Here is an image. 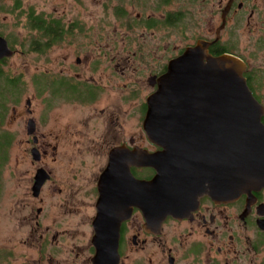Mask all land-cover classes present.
<instances>
[{"label": "flooded vegetation", "instance_id": "flooded-vegetation-1", "mask_svg": "<svg viewBox=\"0 0 264 264\" xmlns=\"http://www.w3.org/2000/svg\"><path fill=\"white\" fill-rule=\"evenodd\" d=\"M77 1L83 6V0ZM118 1L112 9L118 11L119 27L141 30L133 36L135 50L128 36L107 31L96 35L94 28L86 32L79 20L64 15L57 19L60 35L52 46L28 25L26 55L40 59L42 66L31 72L25 63V72L9 76L14 91L4 114L0 106V145L3 135L13 186L12 214L20 216L18 231L23 234L17 243L0 244V264H93L100 199L111 198L120 208L130 154L162 151L145 131L148 101L187 48L205 41L210 55L230 54L244 61L247 85L264 107V0H218L209 16L202 9L207 0H187L188 8L176 10L169 9L176 0H156L153 10H166L163 18L148 12L133 19L127 4L144 9L150 2ZM106 2L107 8L112 0ZM246 6L251 41L249 54L242 55L236 52L238 38L231 36L225 43L224 33L230 22L238 25ZM224 18L226 25L218 35ZM209 22L215 24L214 34L207 28ZM80 37L85 39L82 44ZM65 43L75 50L61 52L56 70L46 67L49 50ZM8 45L14 55L2 59L0 68L18 55ZM224 46L230 52L219 53ZM7 110L10 132L3 130ZM130 171L139 181L156 175L154 168L141 164L130 166ZM39 177L45 181L36 195ZM192 183L179 206L183 211L161 221L140 207L132 208L119 228L118 264H264V185L237 197L218 198L210 195L208 183L209 191L202 193Z\"/></svg>", "mask_w": 264, "mask_h": 264}, {"label": "water", "instance_id": "water-1", "mask_svg": "<svg viewBox=\"0 0 264 264\" xmlns=\"http://www.w3.org/2000/svg\"><path fill=\"white\" fill-rule=\"evenodd\" d=\"M225 25L224 18L218 35ZM209 46L199 41L187 48L159 80L148 101L145 131L162 151L130 154L120 208L111 198L100 199L93 264H118L119 228L133 207L161 221L183 211L179 206L192 182L201 193L209 191L208 183L218 198L264 185V107L247 85L246 63L230 54L214 57ZM13 55L0 36V61ZM137 164L154 168L156 175L136 180L130 166ZM44 181L37 178L36 195Z\"/></svg>", "mask_w": 264, "mask_h": 264}, {"label": "rangeland", "instance_id": "rangeland-1", "mask_svg": "<svg viewBox=\"0 0 264 264\" xmlns=\"http://www.w3.org/2000/svg\"><path fill=\"white\" fill-rule=\"evenodd\" d=\"M149 5L147 8L142 9V6H134L133 3H128L127 8L129 15L133 18H137L138 13H152V16L155 18H163V14L166 10L162 9L158 12L153 10L155 6L156 0H147ZM217 1L218 0H207L206 5L203 6V14L208 16L217 9ZM83 6H81V2L77 0H22L23 9L22 11H0V33L9 41L10 44L14 46V48L18 51V55H16L11 60H8L6 64L2 65L0 68V106L1 113L3 111V104L9 103L11 99V95L8 94V91H3L5 87L4 76H14L17 75L21 70H24L25 63L29 64V71L33 72L36 66H42L40 59L36 58L33 55L27 56L26 53L29 51V26L27 23V15L30 9H34L36 14H43L45 18H55L58 19L61 15L65 16L66 20H79L82 30L86 32L89 31V28L95 29V34H101L107 31L106 34L115 35L116 33L120 36H128L130 40L129 43L131 47L135 50L136 44L133 43V36H138L141 34L140 28H135L134 30L125 31L124 28L119 27V21L117 20L116 13L118 11L113 10V6L117 7L120 3L118 0H112L109 7L106 8V0H83ZM68 3H73L74 7L78 5L76 3H80L78 9H72ZM13 5L12 0H2L0 2V6L10 7ZM188 8L189 4L187 0H176L169 6L170 10H176L178 8ZM70 8V9H69ZM199 10L195 12L198 13ZM24 12V13H22ZM156 12V13H155ZM249 16V7L240 12L239 14V23L238 25H234V22H230V25L224 33V42H230L231 36L238 38L236 41V52L242 55L249 54V40L251 38V34L249 33V28L247 25ZM117 21V23H116ZM214 24V23H213ZM212 22L207 23V28H213L214 34V25ZM149 35V34H148ZM150 38L152 40L156 39V35L150 34ZM178 45L181 44V38L178 37ZM84 37H80L78 40L79 44L84 42ZM88 42V39H86ZM77 45V44H76ZM76 46H69L65 43V46L61 47H53L49 50L48 62L46 63V67L49 69H55L57 67V63L61 58V52L65 51L71 53L75 50ZM33 67V68H31ZM56 70V69H55ZM25 72V70H24ZM27 79V77H25ZM14 90H10L11 94H13ZM17 93V90L15 91ZM8 107V105H7ZM9 116L10 111L7 110L5 116V123L3 125L4 131H9ZM7 139L5 136H2L1 145H0V244H13L19 242L22 236V232H19V223L18 218L19 215L12 214L13 209V201L12 200V190L13 186L11 183L10 177V160L7 157ZM7 157V159H6ZM6 159V161H5ZM4 162V163H3ZM17 192V193H16ZM17 197L19 196V191H16ZM53 199L50 198L48 203L50 205L49 209H51V205L53 203ZM23 214V213H21ZM55 253V252H54ZM56 255V253H55ZM54 255V256H55ZM56 257V256H55Z\"/></svg>", "mask_w": 264, "mask_h": 264}, {"label": "trees", "instance_id": "trees-1", "mask_svg": "<svg viewBox=\"0 0 264 264\" xmlns=\"http://www.w3.org/2000/svg\"><path fill=\"white\" fill-rule=\"evenodd\" d=\"M2 0H0L1 2ZM13 1V5L10 7H6L0 6V11L3 10L5 12L10 11V12H14V11H22L23 9V3L22 0H12ZM24 13V12H22ZM27 23L28 25H30L31 29H36L39 32V35H41V37L48 39V45L52 46L53 44H57L56 42L58 41V35L59 34V30H58V20L57 19H53V18H45V16L43 14H36L34 9H30L29 13L27 15ZM1 34V33H0ZM2 35V34H1ZM3 36V35H2ZM38 44L41 46V44L43 45V41L40 40V42H38ZM230 48L227 46H224L223 49L219 50V53H223V52H230ZM0 77H2V75H0ZM5 84V87L3 89V91H8V94L10 93V77L9 76H4L3 77ZM8 104V103H7ZM7 104H3L2 107L4 108L3 111H6L7 108ZM5 113V112H4ZM2 113V114H4ZM3 136V135H2Z\"/></svg>", "mask_w": 264, "mask_h": 264}]
</instances>
